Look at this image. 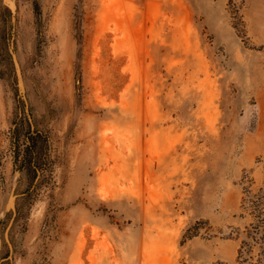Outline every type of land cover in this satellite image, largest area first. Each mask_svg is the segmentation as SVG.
I'll return each mask as SVG.
<instances>
[{
  "label": "rangeland",
  "instance_id": "1",
  "mask_svg": "<svg viewBox=\"0 0 264 264\" xmlns=\"http://www.w3.org/2000/svg\"><path fill=\"white\" fill-rule=\"evenodd\" d=\"M263 240L264 0H0V264H264Z\"/></svg>",
  "mask_w": 264,
  "mask_h": 264
},
{
  "label": "trees",
  "instance_id": "2",
  "mask_svg": "<svg viewBox=\"0 0 264 264\" xmlns=\"http://www.w3.org/2000/svg\"><path fill=\"white\" fill-rule=\"evenodd\" d=\"M20 128L15 126L12 129L13 134V146H14V159L13 163L16 169L23 170L26 169L29 173L32 174L33 178H35L39 173L43 171L44 163L40 161V157L37 156V151L34 147V140L33 137L37 135V131L35 129H31L29 127L28 130H26L23 133V154L22 157L19 159V155L21 152L20 149ZM264 241V240H263Z\"/></svg>",
  "mask_w": 264,
  "mask_h": 264
}]
</instances>
